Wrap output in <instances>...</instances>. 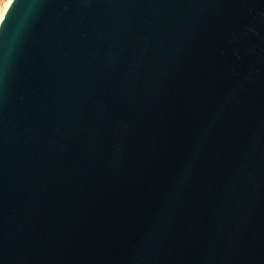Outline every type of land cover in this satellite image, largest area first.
I'll return each instance as SVG.
<instances>
[{
	"label": "water",
	"instance_id": "1",
	"mask_svg": "<svg viewBox=\"0 0 264 264\" xmlns=\"http://www.w3.org/2000/svg\"><path fill=\"white\" fill-rule=\"evenodd\" d=\"M0 264H264V0H10Z\"/></svg>",
	"mask_w": 264,
	"mask_h": 264
},
{
	"label": "rangeland",
	"instance_id": "2",
	"mask_svg": "<svg viewBox=\"0 0 264 264\" xmlns=\"http://www.w3.org/2000/svg\"><path fill=\"white\" fill-rule=\"evenodd\" d=\"M9 0H0V17L3 14Z\"/></svg>",
	"mask_w": 264,
	"mask_h": 264
},
{
	"label": "bare ground",
	"instance_id": "3",
	"mask_svg": "<svg viewBox=\"0 0 264 264\" xmlns=\"http://www.w3.org/2000/svg\"><path fill=\"white\" fill-rule=\"evenodd\" d=\"M9 2H10V0H9ZM9 2H8V4H9ZM8 4H7V6H8ZM7 6H6V7H7ZM5 9H6V8H5ZM4 11H5V10H4ZM3 13H4V12H3ZM2 15H3V14H2ZM2 15H1V17H2ZM1 17H0V19H1Z\"/></svg>",
	"mask_w": 264,
	"mask_h": 264
}]
</instances>
